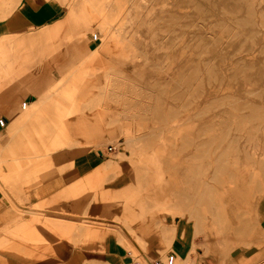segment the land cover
I'll list each match as a JSON object with an SVG mask.
<instances>
[{
    "label": "rangeland",
    "instance_id": "1",
    "mask_svg": "<svg viewBox=\"0 0 264 264\" xmlns=\"http://www.w3.org/2000/svg\"><path fill=\"white\" fill-rule=\"evenodd\" d=\"M56 1L65 9L58 25L66 23L76 4L82 24L99 36L100 49L84 66L85 56L68 55L62 65L52 63L47 89L51 91L60 79L67 78L63 86L77 85V92L72 93L71 102L55 95L42 115L55 124L77 123L83 157L117 159L125 138L129 143L152 145L153 151L147 150L149 145L124 146L121 156H161L162 170L157 177L158 161L150 158L140 161L139 177L148 178V190L161 187V199L157 197V204H152L164 215L180 218L182 233L186 235L190 226L193 229V223L200 225L196 240L204 244L205 255L219 259L229 244L242 246L241 241L247 240L249 247L254 236L264 247V223L255 209L264 199V0ZM54 27L17 34L14 39H42ZM60 43L67 46L64 33L49 41L42 39L25 51L27 70L32 72L49 62ZM108 69L115 71L107 73L108 86L98 93H107L108 98L93 108L90 101ZM23 88L38 100L30 89ZM122 126L130 133L122 134ZM48 130L59 131L56 127ZM100 142L105 145L104 154L95 147ZM7 146L20 158L33 152L22 151L16 142L9 144L5 131L0 135V168L13 173L5 181L0 174V188L6 191L0 193V203L5 199L29 201V205L18 202L21 209H15L24 218L23 210H34L32 202H37L28 195L62 172L47 157L32 164L19 159L23 175L15 174L13 164L2 163L10 157ZM110 147L114 150L109 151ZM121 165L122 173L112 177L107 187L120 188L129 182L131 163L125 159ZM36 170H41L40 177L32 175ZM94 205L89 210L92 230H106L122 212L120 202L108 209L94 210ZM41 212L61 215L65 209L46 206ZM167 222H172L170 217ZM149 230H141V234L158 237ZM81 237L78 232L63 244L76 249ZM138 243L136 250H126L130 263H152L144 244ZM166 249V254L172 251L169 246ZM175 255L176 264H191L195 254L189 258Z\"/></svg>",
    "mask_w": 264,
    "mask_h": 264
},
{
    "label": "crops",
    "instance_id": "2",
    "mask_svg": "<svg viewBox=\"0 0 264 264\" xmlns=\"http://www.w3.org/2000/svg\"><path fill=\"white\" fill-rule=\"evenodd\" d=\"M60 1L73 4L72 0ZM77 7L75 4L70 9L65 24L58 25L64 19L65 9L56 0H0V120L6 121L4 128L0 125V135L5 131L9 144L16 142L22 151L33 152L25 153L24 157L20 158L7 146L10 157L3 158L2 163L7 161L13 164L14 173L23 175L24 167L19 159L32 164L49 157L62 172V175L42 183L28 195L35 196L37 202H32L34 210H23L24 218L17 216L15 209H21L18 202H26L29 205V201L17 199L18 202H13L9 199L12 207L6 199L7 204L0 203V264H131V255L126 250H136L139 247L138 242L144 244L148 251L149 259H152L150 264L158 262L164 264V260L171 252L178 256L185 255L187 258L195 254L190 257L191 264L262 263L264 247L261 248L262 242L256 239V236L249 247L247 243L250 241L247 240L241 241L242 246H239L238 242L237 246L228 242L224 257L218 259L214 255H205L202 249L204 244L197 243L196 238L200 235L198 223H193V229L191 226L188 227L185 235L180 229L182 224L180 218L164 215L161 208L153 206V201L157 204V197L161 199L162 189L160 187L153 190V187H150L148 190V178L139 177V163L149 161L148 158L153 159L155 163L158 161V169H155L157 177L162 170L161 156L157 157L155 154L142 159H137L136 156L131 158L127 154L121 156L128 147H146L149 144H133L125 138L117 159L83 157L85 150L79 149L77 127L75 129L77 123L64 121L55 124L42 115L44 106L48 101H53L55 95L67 98L71 102L72 93L77 92V85L63 86L67 78L60 79L51 91L47 89L53 69L52 63L62 65L68 55L85 56L82 60L84 66L100 49L99 36L95 35L98 36V40L95 41L90 27L84 26L80 21ZM52 26L56 27L45 32L42 39L49 41L64 33L67 46L63 47L64 45L60 43V48L51 54L49 62L45 61L36 70L29 72L24 65L23 53L29 48H34L42 39L29 37L17 41L14 36ZM60 57L63 60L59 59ZM114 69L106 70L104 82L94 92V98L90 101L95 104L93 108L103 104L108 98L107 93L103 95L98 93L108 86L107 73L114 72ZM17 82L23 86L15 85ZM24 86L38 98L36 102L24 90ZM55 104L58 105V102ZM51 127H56L59 131H49ZM123 133L126 135L130 131L122 126ZM103 144L100 142L95 146L102 154L105 147ZM149 146L150 149L147 150L153 151L152 145ZM125 159L132 166L129 182L120 188L107 187L112 177L114 180L122 173L121 162ZM40 171L36 170L32 175L40 177ZM0 174L3 181L13 175L3 168H0ZM156 177L153 176L154 179ZM153 178L149 177V180ZM4 192L5 189L0 188V193ZM92 201L95 205L90 206L89 203ZM116 202L121 203L122 212L113 219L110 226L107 225L105 231L101 228L90 229L89 210H93V205L94 210L108 209L114 207L113 204ZM46 206L54 209L64 208L65 213L47 216L41 212ZM188 209L191 210L189 207ZM255 209L264 223V199ZM167 217L171 218V223L167 222ZM177 220H181V223L178 224ZM146 229L155 231L158 237L150 239L141 234ZM78 232L82 233V240L80 244L79 240L76 244L81 248L78 246L76 249H70L68 245L63 244L65 239L73 237ZM43 245L47 246L44 250ZM166 246L172 249L167 254ZM236 248H240L238 249L240 251ZM232 249L236 251L233 252Z\"/></svg>",
    "mask_w": 264,
    "mask_h": 264
},
{
    "label": "built area",
    "instance_id": "3",
    "mask_svg": "<svg viewBox=\"0 0 264 264\" xmlns=\"http://www.w3.org/2000/svg\"><path fill=\"white\" fill-rule=\"evenodd\" d=\"M0 125H1L2 127H4V125H5L4 120H0ZM113 150H114L113 147H110V148H109V151H113ZM176 261H177V256L175 255V253L171 252V253H169V254L167 255V264H176ZM132 264H143V263L140 262V261H138V260H136V261H134ZM156 264H163V262H158V263H156Z\"/></svg>",
    "mask_w": 264,
    "mask_h": 264
},
{
    "label": "bare ground",
    "instance_id": "4",
    "mask_svg": "<svg viewBox=\"0 0 264 264\" xmlns=\"http://www.w3.org/2000/svg\"><path fill=\"white\" fill-rule=\"evenodd\" d=\"M94 40L97 41L98 40V36H94ZM26 107V106H24Z\"/></svg>",
    "mask_w": 264,
    "mask_h": 264
}]
</instances>
